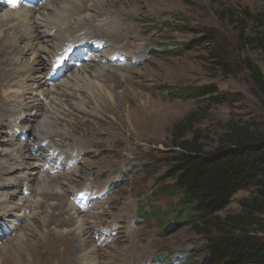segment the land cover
Instances as JSON below:
<instances>
[{
  "label": "rangeland",
  "instance_id": "rangeland-1",
  "mask_svg": "<svg viewBox=\"0 0 264 264\" xmlns=\"http://www.w3.org/2000/svg\"><path fill=\"white\" fill-rule=\"evenodd\" d=\"M44 1L17 0L16 8L40 7ZM66 6L75 8L76 16L52 15L69 24L75 19L79 30L69 33V44L56 58L47 50L38 53L41 74H53L56 65L65 64L71 55H81L52 80L62 82L70 71L85 64L89 75L92 68L106 66L117 77L102 78L99 83L109 86L113 98L94 102L87 90H72L79 96L69 99L68 109L58 112L62 114L55 128L58 133L41 139L34 130L41 131L43 115L25 122L17 113L10 114L9 109L20 106L12 103L14 94L0 86V192L12 198L0 201V218L9 213L0 220V264H83L81 255L91 248L96 249V264H211L207 247L214 238L175 224L171 210L177 198L170 194L172 181L167 178L165 159L174 149L173 127L191 115L195 116V134L208 151L216 148L230 123L251 126L264 135V95L244 64L249 59L264 73V56L255 47L242 51L234 27L221 14L226 8L244 7L253 14L264 13V0H79ZM83 7L88 10L83 12ZM209 34L214 40L204 44ZM21 35L16 36L21 47L54 49L49 34L33 32L22 40ZM81 41L104 47L74 53ZM9 60L14 62L12 56ZM178 91L191 97H179ZM56 97L67 99L66 95ZM21 124L29 130L23 131ZM16 137L31 141L30 162L8 154ZM11 159L15 171L2 176ZM34 161L39 168L46 166L38 175L51 177L62 197L47 193L32 198ZM80 191L86 197L95 191L99 198H75ZM252 194L238 193L220 216L240 214L241 202ZM37 201L41 202L38 210ZM72 202L88 213L84 218L89 220L86 234L77 240L71 222L57 225L63 215H52L59 203L67 210ZM37 211L40 215L31 218ZM100 231L104 234L98 236ZM22 234L23 238H16Z\"/></svg>",
  "mask_w": 264,
  "mask_h": 264
},
{
  "label": "trees",
  "instance_id": "trees-1",
  "mask_svg": "<svg viewBox=\"0 0 264 264\" xmlns=\"http://www.w3.org/2000/svg\"><path fill=\"white\" fill-rule=\"evenodd\" d=\"M221 14L234 27L242 51L255 47L264 56V13L244 7L226 8ZM213 40L209 34L204 44ZM244 64L264 95V73L249 59ZM189 95L180 92L179 97ZM194 117L173 127L174 149L165 159L170 194L177 198L171 210L175 224L214 238L207 247L211 264H264V135L230 123L216 148L208 151L195 134ZM241 191H253L241 202V213L221 217Z\"/></svg>",
  "mask_w": 264,
  "mask_h": 264
},
{
  "label": "bare ground",
  "instance_id": "bare-ground-1",
  "mask_svg": "<svg viewBox=\"0 0 264 264\" xmlns=\"http://www.w3.org/2000/svg\"><path fill=\"white\" fill-rule=\"evenodd\" d=\"M29 1H34V0H29ZM78 1L79 0H59V1H57V0H45L40 7H32V8L31 7H29V8H27V7L22 8L21 7V8H13V9H10V7L8 5H5L6 4L5 1H0V18L3 19L2 21H0V68L3 69V70L1 69L2 72L0 71V80H1L0 86H4L5 89L10 91V93L14 94L13 95L14 101H12V103L16 102L20 106L19 109H15L16 107L9 109L8 112L10 114H16L17 113L18 115L22 116L25 119V122H26V119L27 118L29 119L31 116L43 115V117H42L43 122H41L42 127H40L41 131L39 130L42 133H39V131H36V129L34 130L35 134L41 139L43 137L44 138L45 137H51L50 134H52L54 136L58 133L57 132L58 129L55 130V128H57L56 125L60 124L58 121V119H59L58 114H61V113H58V112L62 109H68V105H67L68 100L73 98V97L77 98L79 96V94H77L76 92L75 93L72 92V90L79 91V92H81L83 90H87L89 99L94 101V102H99L101 100H111L113 98L112 94L107 91L109 86H104V85L101 86L99 83L102 78H105L107 80H111L112 78L117 77V75L115 74L116 71L112 72L109 69H107L106 66H100V67H98L97 70H94L92 68V71L90 72V74L92 73V75H89V71L87 72L89 67L85 64L80 68H75L72 71H70L67 75H65V77L63 78L65 80H63L62 82H61V80L60 81H53L52 79L56 78L57 75L53 74V76H52L51 71H50L49 75L41 74L40 67H38L39 61H38L37 55L39 52H41L43 50H47L51 57L56 58L57 56L60 55V53L69 44V42H70L69 41L70 40L69 33L70 32H76L79 30V28L76 27V20L75 19L72 20L71 23L69 24L68 22H66L64 20L63 21L58 20L57 19L58 17L55 14L52 15V13L56 12V13H59L61 15L72 16V17L76 16V9L72 8V7L69 8L66 5H67V2L77 3ZM95 1L99 2L100 0H95ZM101 1L106 2L108 0H101ZM100 9L101 8H99V10ZM87 10H88L87 7H83V12H86ZM99 19H100V17H97V21ZM79 21H81V20H79ZM85 25H86V27H88L89 23L86 22ZM33 32L38 33V34H40V33L41 34H49L52 38L51 41L53 43H55V45H53L54 49L50 50L49 47H46L47 45L46 46L44 45L45 47L42 45H40V46L38 45V47L36 49L29 48V47L25 46L28 50L24 46L21 47L22 43L20 42V40L16 36L19 33H22V35L20 36V39L21 38L28 39L29 35ZM7 33H13L16 36H11V35L3 36V34H7ZM48 43H51V42H48ZM48 43H46V44H48ZM79 44H81V48H83L84 50L89 49L88 48L89 47V41H87V42L81 41V43H79ZM95 45H98V44L95 43ZM14 46H15V48H13ZM94 49L96 50V47ZM80 51H82V50L80 49ZM10 53H11V55H10ZM44 54H45V52H44ZM49 54H47V56ZM9 56H12L13 61L16 63L11 62L9 60ZM26 56H30V59L26 60L25 59ZM108 62L115 63L112 60H109ZM65 66L66 65H61V67L57 68L55 73L63 74ZM70 67H71V65L67 66V68H70ZM5 89H3V90H5ZM57 95L58 96L59 95H63V96L66 95L67 99H64V100L58 99L56 97ZM40 98H42L45 102H42L40 100ZM49 99L51 100L50 103L48 102ZM47 102H48V105L45 106V104ZM73 104L76 105V103H73ZM43 106H45V107H43ZM62 118H64V117H62ZM0 119H1V117H0ZM21 128L23 129V131L29 130V126L27 124H21ZM30 129H32V128L30 127ZM14 140L15 141L17 140V142L14 144V149L10 150L9 152L7 151L8 154H13L14 156H16V158L20 159V161L24 160L26 162H30L32 160V158H31L32 154L30 153L31 154L30 155L28 153V151L30 152V149H31V144H30L31 141H22V139H20V137H16ZM12 147H13V145H12ZM26 147L28 149L27 151H26ZM36 161H38V160H36ZM48 161H49V163H51L52 159H48ZM12 162H13V160L11 159V161L9 162L10 168L8 169L7 172L5 171L6 173L2 174V176H9L15 171V167L13 166ZM32 164L36 165L35 161ZM3 165H8V163L6 162ZM39 166H40V164H37L34 168H32V170H35L32 173V176L34 174L36 175L35 176L36 177L35 178L36 183H35V185H33L35 192H34V195L32 198L36 199L39 195L42 196V195L47 194V193H49V194L50 193L51 194H61V192H59V191H61V190H59V187H56L52 183L51 177L46 176L48 178V179H46V177H43L44 175L43 176L38 175V173H41L42 171H44V168L46 167L44 165V166H42V168H39ZM16 167H18V166H16ZM25 168L29 169V166L26 165ZM36 169H38V170L36 171ZM47 173H49V172H47ZM24 178H27V176ZM48 180H50V181H48ZM10 181H11V179H10ZM10 185H12V183ZM54 191H55V193H54ZM95 194H96L95 191L92 192V195L88 196V198H99V196H96ZM17 196H20V195H17ZM60 197H62V194ZM32 198H31V200H33ZM41 198H43V196ZM75 198H79L81 200L82 198H86V194H82V191H80L76 195ZM100 198H101V196H100ZM8 200H12V198H8V196L6 195V192H0V201L6 202ZM22 200L24 201L25 199H21V201ZM60 203H63V202H60ZM60 203L58 205H56V207H55L57 213H55L53 211L54 213L52 214V215H58V216L63 215V217L56 224L61 225L63 222H66V221L71 222V226H74V230L72 232L73 238L75 240L80 239L81 236L86 234L85 226H86L87 222L89 221L87 218L88 213L82 212L80 209H78L76 207V205L74 204V202L69 203V207L66 208L67 210H64ZM40 205H41V202L37 201L35 204V209L38 210ZM46 209H47V207H45V210ZM8 215H9V213L6 212L5 217H1L0 220L4 221V218H6ZM39 215H40V213H38V211H37L35 214H33V216L31 218H35ZM84 215H87V217L84 218L85 217ZM23 218H24V216H23ZM45 219H46V222H48L49 218L44 217L42 220L44 221ZM8 229H11V228L9 227ZM102 234H104V231H100L97 233L98 236H101ZM24 236L25 235L22 234V235H18L16 238H18V237L23 238ZM39 240L41 241V245H42L43 244L42 243V236H40ZM73 249L75 251L77 248L73 247ZM95 250L96 249L91 248L85 254L81 255V258H82L81 261H83L82 262L83 264H96L95 259H94L95 255H96ZM27 254H28V252H27ZM50 256H54V255H50ZM54 258H55V256H54ZM54 258H53V260H54ZM24 260H26V259H24ZM53 262H55V260Z\"/></svg>",
  "mask_w": 264,
  "mask_h": 264
},
{
  "label": "snow or ice",
  "instance_id": "snow-or-ice-1",
  "mask_svg": "<svg viewBox=\"0 0 264 264\" xmlns=\"http://www.w3.org/2000/svg\"><path fill=\"white\" fill-rule=\"evenodd\" d=\"M10 3L12 4L13 7L18 6L17 0H10Z\"/></svg>",
  "mask_w": 264,
  "mask_h": 264
}]
</instances>
